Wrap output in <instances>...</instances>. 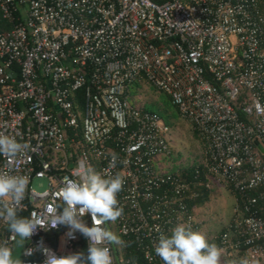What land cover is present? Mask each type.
I'll return each mask as SVG.
<instances>
[{
	"label": "built area",
	"instance_id": "obj_1",
	"mask_svg": "<svg viewBox=\"0 0 264 264\" xmlns=\"http://www.w3.org/2000/svg\"><path fill=\"white\" fill-rule=\"evenodd\" d=\"M3 21L13 27L3 30ZM144 83L170 97L204 144L192 180L166 169L171 128L131 100ZM0 133L31 145L14 162L0 156V172L30 178L18 213L31 207L30 219L45 223L63 206L68 179L89 168L103 174L118 157L110 171L125 181L123 215L101 227L127 246L117 261L104 245L112 264H141L126 256L131 247L144 264H164L157 226L166 235L180 224L200 232L191 203L212 181L237 203L227 231L208 239L223 249L222 264H264V0H0ZM34 178L48 189L35 191ZM68 231L38 228L22 264H44L41 251H27L41 240L57 257L70 254L81 234ZM12 235L2 244L12 248Z\"/></svg>",
	"mask_w": 264,
	"mask_h": 264
},
{
	"label": "clouds",
	"instance_id": "obj_2",
	"mask_svg": "<svg viewBox=\"0 0 264 264\" xmlns=\"http://www.w3.org/2000/svg\"><path fill=\"white\" fill-rule=\"evenodd\" d=\"M31 150L29 143L18 142L14 137L0 133V156L9 162ZM117 160L118 157L113 155L103 174L89 168L78 174V179H68L59 192L63 206H57L47 223L36 218L35 213L31 219L18 216V207L25 199L30 178L0 172V219L7 222L16 246L23 247L38 228L55 229L63 225L69 229L68 237L74 239L75 233L79 232L89 241L87 255L79 252L57 257L44 247L42 240L37 249H28V253L32 255L35 250L41 251L46 257L44 264H112L110 249L104 245L127 246L115 233L101 227L107 222H116L123 215L117 195L125 181L119 173L113 175L110 171L116 167ZM9 200L11 203L7 202ZM85 215L91 216V227L85 223ZM156 230L160 234L154 251L164 264H222L223 249L210 243L201 232L183 224L174 227L170 235L160 231L158 226ZM0 264H22V260L13 258L11 247L0 244ZM230 264L249 262L241 259Z\"/></svg>",
	"mask_w": 264,
	"mask_h": 264
},
{
	"label": "rangeland",
	"instance_id": "obj_3",
	"mask_svg": "<svg viewBox=\"0 0 264 264\" xmlns=\"http://www.w3.org/2000/svg\"><path fill=\"white\" fill-rule=\"evenodd\" d=\"M131 100L133 104L149 111H159L170 108L176 120L171 126L170 140L172 144V155L166 160V169L170 172H181L187 168L197 167L204 161V144L198 137L190 122L179 117L177 110L173 107L170 97L153 86L144 83L136 84L132 88ZM37 192H44L48 189L46 179L34 178L31 184ZM210 201L197 208L195 215L201 223V233L207 239L219 235V233L229 227L234 220V209L236 207V196L227 187L210 182ZM2 222L0 219V236L3 234ZM3 238V236H1ZM0 239V244L3 239ZM116 249V260H120L123 254L121 246L113 245ZM13 248V258L19 259L21 248L16 244Z\"/></svg>",
	"mask_w": 264,
	"mask_h": 264
},
{
	"label": "trees",
	"instance_id": "obj_4",
	"mask_svg": "<svg viewBox=\"0 0 264 264\" xmlns=\"http://www.w3.org/2000/svg\"><path fill=\"white\" fill-rule=\"evenodd\" d=\"M1 27H2L3 30H10L13 26L10 23H7V22L3 21L2 24H1ZM76 100H77V103H76L77 108L81 109L83 107V93L82 92H79L77 94V99ZM147 111H149V110H147ZM149 112L158 114L164 120V122L166 123V125H168L170 128H171V126L174 125L173 120H176V118H175L173 112L170 110V108H164L163 110H159V111H149ZM177 113H178V115L180 117V114H179L178 110H177ZM198 168L201 169V166L199 165L197 167L187 168V169L183 170V173H189V176H190L189 179L192 180L195 177L196 170ZM199 178H200V180L202 182H206V179H205V177H204L203 174H200L199 175ZM200 191H201V197L197 201L191 203L192 206H195L197 208H199L200 206H203L204 204H206L207 202L210 201V194H211V192L210 191H207L206 188H205V186L201 187ZM257 207L259 209V212L262 215H264V201H261L260 200L258 202ZM30 211H31V207H28L27 210L18 213V216H20V217H26V218H29L30 219ZM3 229H4L3 230V234H1V236H3V238L0 236V239L2 238L4 240L5 235H10L12 233L9 231L8 226L6 228H3ZM227 229H228V227L225 228V229H223L219 233V235L222 234V233H224L225 231H227ZM57 238H58V235L57 234H55L54 236H51V240L53 242L57 241ZM113 245L114 244H112V246ZM88 246L89 245H88L87 239L81 234V238H80L79 242H77V243H75L73 245L70 254L84 252L85 255H87ZM25 247H26V242H25L24 246L22 247V254H23V250H24ZM113 250H114V254H115L117 252L116 249H115V247H113ZM126 256L129 257V258L130 257L131 258H134L137 261H140L141 264H144V262H143V260H142V258L140 256V254L137 253L136 250L133 247H131L130 249L127 250ZM21 258H22L21 260H23V256H21Z\"/></svg>",
	"mask_w": 264,
	"mask_h": 264
},
{
	"label": "crops",
	"instance_id": "obj_5",
	"mask_svg": "<svg viewBox=\"0 0 264 264\" xmlns=\"http://www.w3.org/2000/svg\"><path fill=\"white\" fill-rule=\"evenodd\" d=\"M12 250H13V248H12ZM20 251H21V252H20V253H21V255H20V258H19V259L21 260V259H22V258H21V256H22V248H21V250H20Z\"/></svg>",
	"mask_w": 264,
	"mask_h": 264
}]
</instances>
